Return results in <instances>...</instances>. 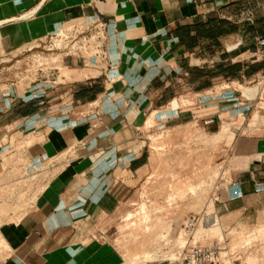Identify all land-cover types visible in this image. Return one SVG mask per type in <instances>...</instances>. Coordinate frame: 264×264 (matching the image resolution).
I'll use <instances>...</instances> for the list:
<instances>
[{
    "label": "crops",
    "instance_id": "0c3cea01",
    "mask_svg": "<svg viewBox=\"0 0 264 264\" xmlns=\"http://www.w3.org/2000/svg\"><path fill=\"white\" fill-rule=\"evenodd\" d=\"M230 1L0 0V25L45 9L50 25L99 21L109 38L107 60L67 61L59 94L40 85L0 97V239L7 248L0 264H113L111 245L95 238V217L115 214L147 176L151 120L162 129L193 125L205 134L217 133L223 120L242 122L228 148L241 197L227 187L215 213L224 231L264 225V117L255 116L261 124L250 129L264 102L249 111L240 106L243 97L217 91L218 84L256 81L264 70L232 60L228 41L241 33L226 17ZM40 117L42 128L18 130ZM22 136L44 156L47 172L39 177L47 178L38 196L24 193L37 205L20 210L4 201L17 198L9 193L17 185L9 174L19 164ZM72 149L84 155L62 162ZM31 180L20 183L29 188Z\"/></svg>",
    "mask_w": 264,
    "mask_h": 264
},
{
    "label": "rangeland",
    "instance_id": "374dc122",
    "mask_svg": "<svg viewBox=\"0 0 264 264\" xmlns=\"http://www.w3.org/2000/svg\"><path fill=\"white\" fill-rule=\"evenodd\" d=\"M231 1L226 17L241 34L228 41V50L233 61L250 63L256 39L264 34V0ZM48 14L49 11L40 9L30 18L0 25V97L2 94L8 97L23 95L29 87L40 85L52 87V92L59 94L60 83L66 79L63 70L68 60L85 64H94L95 58L107 60L104 54L109 40L108 30L105 39L91 41L88 37L80 42V38L75 41L80 42L75 46L63 36L76 30H87L91 23L76 21L50 25ZM95 49L102 51L100 57L95 56ZM212 62L210 65L216 66L218 59H212ZM220 86L217 85L219 93L244 99L255 98L262 89L257 79L246 85ZM184 101L183 105L191 103L190 100ZM260 107L262 111L253 113L250 129L261 124L254 119L255 116L264 117V105ZM241 123L234 119L223 120L215 134H205L193 125L162 129L153 120L147 124V176L133 190L131 199L122 201L115 214L95 217V238L111 245L113 264H182L190 242L201 247L225 242L234 260L239 259L242 264H264V225L224 231L220 216L215 213L219 194L233 185L235 168L232 162L230 164L228 148L242 130ZM43 125L44 119L40 117L24 121L17 128L36 131ZM24 138H19L20 144L15 147V159L19 164L9 174L17 184L9 193L17 198L4 201L6 206L20 210L37 205L38 200L23 198L24 193L30 189L38 196L47 178L39 177L45 174V170L47 172L43 165L47 164L43 161L44 156L38 152L35 155L33 142H24ZM83 155L72 149L61 160L71 163ZM8 171L12 169H6V174ZM26 177L33 179L34 186L30 184L28 188L20 183ZM204 212L209 215V223L189 231L187 220ZM21 213L18 218L25 212ZM6 251L0 239V259L6 256Z\"/></svg>",
    "mask_w": 264,
    "mask_h": 264
},
{
    "label": "built area",
    "instance_id": "2783aa9c",
    "mask_svg": "<svg viewBox=\"0 0 264 264\" xmlns=\"http://www.w3.org/2000/svg\"><path fill=\"white\" fill-rule=\"evenodd\" d=\"M107 30L108 28L105 23L97 21L91 23V27L87 28V30H78L79 32L76 30L75 33H67L66 37H63L66 41L70 40L69 43H74L76 46L81 41H86L88 37H91V41L95 38L105 39ZM77 39H80V42L75 43ZM100 52L102 51L95 49V56L100 57ZM252 58L255 63L264 64V35L256 39L255 51L252 55ZM257 81L262 87L261 91H258L255 98H245L244 102H240L241 108H247L249 111H253L255 108H257L259 103L264 102V70L258 75ZM230 188L232 190L231 196L234 199L241 197V189L239 184L235 183ZM209 219V215L206 212L191 216L187 220L186 228L191 232L195 231L200 226L208 224L210 221ZM192 243L193 242H190L185 250L182 264H242L239 259L234 260L232 258V255H230L225 242H214L212 245L206 247H201L200 245L196 244L193 245Z\"/></svg>",
    "mask_w": 264,
    "mask_h": 264
},
{
    "label": "bare ground",
    "instance_id": "6f19581e",
    "mask_svg": "<svg viewBox=\"0 0 264 264\" xmlns=\"http://www.w3.org/2000/svg\"><path fill=\"white\" fill-rule=\"evenodd\" d=\"M249 97V96H248ZM250 98H253V97H250Z\"/></svg>",
    "mask_w": 264,
    "mask_h": 264
}]
</instances>
